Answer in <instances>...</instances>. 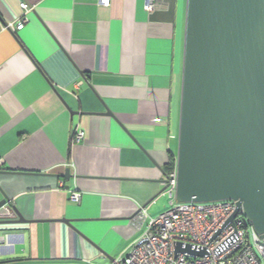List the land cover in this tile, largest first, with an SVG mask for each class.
Instances as JSON below:
<instances>
[{
    "label": "crops",
    "instance_id": "1",
    "mask_svg": "<svg viewBox=\"0 0 264 264\" xmlns=\"http://www.w3.org/2000/svg\"><path fill=\"white\" fill-rule=\"evenodd\" d=\"M186 14L187 0H0V203L27 221L0 225V264H112L167 210Z\"/></svg>",
    "mask_w": 264,
    "mask_h": 264
},
{
    "label": "water",
    "instance_id": "2",
    "mask_svg": "<svg viewBox=\"0 0 264 264\" xmlns=\"http://www.w3.org/2000/svg\"><path fill=\"white\" fill-rule=\"evenodd\" d=\"M175 197L236 202L264 245V0H187Z\"/></svg>",
    "mask_w": 264,
    "mask_h": 264
},
{
    "label": "built area",
    "instance_id": "3",
    "mask_svg": "<svg viewBox=\"0 0 264 264\" xmlns=\"http://www.w3.org/2000/svg\"><path fill=\"white\" fill-rule=\"evenodd\" d=\"M98 3L108 7L111 0H98ZM147 8L152 10L153 6ZM21 9L28 11L30 5L23 2ZM26 23L27 18H23L15 26L9 24L7 29L19 32ZM83 138L82 132L76 135L78 142ZM164 184L169 207L157 218H150L142 237L112 264H264L261 237L242 211L235 215L236 202H177V169L167 175ZM71 199L80 202L81 195L73 193ZM10 209V204H6L0 210V221L9 219L6 214ZM144 217L142 214L139 219ZM180 249L193 253L180 252Z\"/></svg>",
    "mask_w": 264,
    "mask_h": 264
},
{
    "label": "trees",
    "instance_id": "4",
    "mask_svg": "<svg viewBox=\"0 0 264 264\" xmlns=\"http://www.w3.org/2000/svg\"><path fill=\"white\" fill-rule=\"evenodd\" d=\"M167 175H168V173H167Z\"/></svg>",
    "mask_w": 264,
    "mask_h": 264
},
{
    "label": "rangeland",
    "instance_id": "5",
    "mask_svg": "<svg viewBox=\"0 0 264 264\" xmlns=\"http://www.w3.org/2000/svg\"><path fill=\"white\" fill-rule=\"evenodd\" d=\"M169 196V195H168Z\"/></svg>",
    "mask_w": 264,
    "mask_h": 264
}]
</instances>
